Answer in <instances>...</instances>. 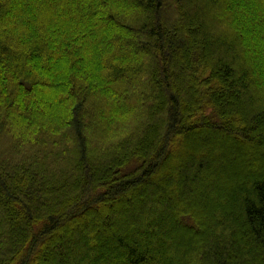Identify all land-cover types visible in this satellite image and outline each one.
<instances>
[{"label": "trees", "instance_id": "trees-1", "mask_svg": "<svg viewBox=\"0 0 264 264\" xmlns=\"http://www.w3.org/2000/svg\"><path fill=\"white\" fill-rule=\"evenodd\" d=\"M263 75L264 0H0V264H264Z\"/></svg>", "mask_w": 264, "mask_h": 264}, {"label": "rangeland", "instance_id": "rangeland-1", "mask_svg": "<svg viewBox=\"0 0 264 264\" xmlns=\"http://www.w3.org/2000/svg\"><path fill=\"white\" fill-rule=\"evenodd\" d=\"M263 77H264V75H263ZM214 138L216 139V137H214ZM214 138H213V140H215ZM217 138H218V137H217ZM238 141H239L240 143H239V144H236L235 146L237 147L238 150L240 149V150L242 151V154H243V152H244L243 149L246 150L247 148L245 149V147H247L248 145H247L246 143H244V141H241V140H238ZM202 142H205V144H208V143H209L208 140H206V139H202ZM183 147H184V146H183ZM233 151H234V150H233ZM244 153H245V152H244ZM236 156H238V155H236ZM242 156H243V155H242ZM247 156H248V155H246V157H247ZM226 158H227V160H228V159L233 160V161H234V166H237V165H238V166L241 167V164H240L241 162H239V160H237V159L235 160V157H234V156H228V155H227ZM240 158H241V157H240ZM220 166H223V168H227V166H225L224 163H222V162H220Z\"/></svg>", "mask_w": 264, "mask_h": 264}]
</instances>
